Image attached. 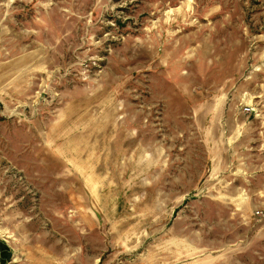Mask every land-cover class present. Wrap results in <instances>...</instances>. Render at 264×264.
I'll return each instance as SVG.
<instances>
[{
	"label": "rangeland",
	"instance_id": "rangeland-1",
	"mask_svg": "<svg viewBox=\"0 0 264 264\" xmlns=\"http://www.w3.org/2000/svg\"><path fill=\"white\" fill-rule=\"evenodd\" d=\"M0 240L264 264V0H0Z\"/></svg>",
	"mask_w": 264,
	"mask_h": 264
},
{
	"label": "trees",
	"instance_id": "trees-1",
	"mask_svg": "<svg viewBox=\"0 0 264 264\" xmlns=\"http://www.w3.org/2000/svg\"><path fill=\"white\" fill-rule=\"evenodd\" d=\"M11 255L10 248L0 240V264H9Z\"/></svg>",
	"mask_w": 264,
	"mask_h": 264
},
{
	"label": "built area",
	"instance_id": "built-area-1",
	"mask_svg": "<svg viewBox=\"0 0 264 264\" xmlns=\"http://www.w3.org/2000/svg\"><path fill=\"white\" fill-rule=\"evenodd\" d=\"M244 111L249 112L250 111V108L247 107L246 109H244Z\"/></svg>",
	"mask_w": 264,
	"mask_h": 264
}]
</instances>
